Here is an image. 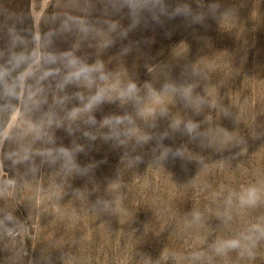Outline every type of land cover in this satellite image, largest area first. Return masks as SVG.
Segmentation results:
<instances>
[{"label":"rangeland","instance_id":"1","mask_svg":"<svg viewBox=\"0 0 264 264\" xmlns=\"http://www.w3.org/2000/svg\"><path fill=\"white\" fill-rule=\"evenodd\" d=\"M0 264H264V0H0Z\"/></svg>","mask_w":264,"mask_h":264},{"label":"clouds","instance_id":"2","mask_svg":"<svg viewBox=\"0 0 264 264\" xmlns=\"http://www.w3.org/2000/svg\"><path fill=\"white\" fill-rule=\"evenodd\" d=\"M191 125L189 126V129L191 130ZM227 246L228 247H232V248H235V247H238L239 246V241H236V240H233V241H229L227 242Z\"/></svg>","mask_w":264,"mask_h":264}]
</instances>
